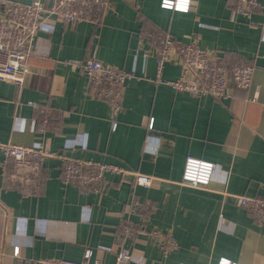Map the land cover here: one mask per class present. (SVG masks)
<instances>
[{"label": "crops", "instance_id": "0c3cea01", "mask_svg": "<svg viewBox=\"0 0 264 264\" xmlns=\"http://www.w3.org/2000/svg\"><path fill=\"white\" fill-rule=\"evenodd\" d=\"M42 1L47 7L52 3ZM161 3L109 0L98 25L48 19L52 28L33 40L24 87L0 80V141H42L54 151L159 178L146 188L131 177L121 181L110 175L99 191L83 192L66 184L61 161L49 158L41 171L43 189L33 193L12 187L0 170V264H27L14 255L15 247L34 264L45 258L81 260L87 249L92 259L114 264L122 248L130 249L138 264H264V225L225 195L264 193V16L234 15L233 0H191L185 12ZM144 28L170 34L176 43L199 35L203 48L227 62L250 60L255 64L250 89L230 86V97L222 101L176 91L168 83L180 74L173 62L157 81L151 49L138 37ZM91 53L136 75L128 82L115 129L109 103L94 96L79 67ZM44 107L54 110L55 119L42 133L35 123ZM189 156L217 165L206 188L181 183ZM3 159L0 151V163ZM134 198L153 200L147 229L177 238L179 247L168 257L158 241L145 235L130 239L117 229L124 217L138 220Z\"/></svg>", "mask_w": 264, "mask_h": 264}, {"label": "built area", "instance_id": "2783aa9c", "mask_svg": "<svg viewBox=\"0 0 264 264\" xmlns=\"http://www.w3.org/2000/svg\"><path fill=\"white\" fill-rule=\"evenodd\" d=\"M233 2V14L236 16H242L247 20H251L256 12L264 16V4L259 0ZM190 3L191 0H162L161 5L164 8L185 12L190 9ZM108 7L109 0H52L48 7L42 0H33L31 3L0 0V8L3 10L0 21V80L10 82L20 90L24 87L27 75L31 72L29 58L32 54L33 40L40 30L52 28L47 23L48 19L71 25L81 21H90L98 25L102 23ZM138 37L140 42L145 39L151 49L156 61L157 81L162 80L166 63L173 62L180 66L179 76L168 81L176 91L188 92L196 97L212 96L222 101L230 97V86L239 90H248L251 87L255 64L241 59L233 64L225 61L217 53L203 48L199 35H191L187 42L176 43L170 34L144 28L138 32ZM260 40L264 42V25ZM79 67L85 74L94 96L109 103L112 111L111 124L115 129L118 124L117 117L124 109L128 82L136 76L135 73L108 65L99 60L94 53L79 61ZM28 104L37 107V102L29 101ZM54 119V110L44 107L36 118L37 129L44 133L54 123ZM0 151L4 155L0 170L5 179L12 187L28 188L33 193H39L43 189L41 171L49 158L59 159L63 181L76 185L83 192L99 191L107 183L110 175L119 176L121 181H127L131 177L135 184L146 188L154 187L159 181L154 175L131 170L116 163L83 159L63 151H54L42 141L33 145L0 141ZM216 166L211 161L189 156L186 159L181 183L189 187L206 188L216 173ZM225 195L233 197L238 206L252 214L259 224L264 225V193L249 196L226 192ZM131 206L138 220L129 217L120 220L117 229L123 236L136 239L139 235H145L158 241L164 257L178 249L179 242L172 233L146 228L153 211L152 199L134 198ZM101 248L110 250L107 247ZM14 255L27 264L36 262L19 257V247L14 248ZM39 262L105 264L100 256L92 259L91 249L85 251L81 260L45 258ZM114 264H138V261L130 249L122 248L116 253Z\"/></svg>", "mask_w": 264, "mask_h": 264}, {"label": "trees", "instance_id": "16d2710c", "mask_svg": "<svg viewBox=\"0 0 264 264\" xmlns=\"http://www.w3.org/2000/svg\"><path fill=\"white\" fill-rule=\"evenodd\" d=\"M177 11V10H176ZM224 59V58H223ZM245 60V61H249V62H251L250 60H248V59H244V58H238V59H236V60H234L233 62H229V63H236V62H238L239 60ZM225 60V59H224ZM221 61H223V60H221ZM176 64V63H175ZM62 166V165H61ZM263 194V193H262ZM259 195H261V194H259Z\"/></svg>", "mask_w": 264, "mask_h": 264}]
</instances>
